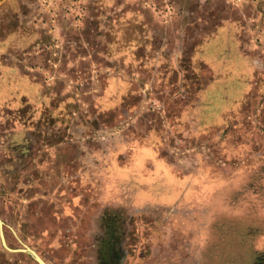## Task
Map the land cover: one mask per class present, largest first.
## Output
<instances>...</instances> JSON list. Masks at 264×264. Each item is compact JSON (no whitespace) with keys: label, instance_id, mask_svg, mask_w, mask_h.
<instances>
[{"label":"rangeland","instance_id":"obj_1","mask_svg":"<svg viewBox=\"0 0 264 264\" xmlns=\"http://www.w3.org/2000/svg\"><path fill=\"white\" fill-rule=\"evenodd\" d=\"M0 219V264H264V0H0Z\"/></svg>","mask_w":264,"mask_h":264},{"label":"water","instance_id":"obj_2","mask_svg":"<svg viewBox=\"0 0 264 264\" xmlns=\"http://www.w3.org/2000/svg\"><path fill=\"white\" fill-rule=\"evenodd\" d=\"M0 226L2 227V220L0 219ZM2 239L4 244L6 245L5 238L3 235V232L1 231ZM27 250L35 257V259L40 263V264H48L46 263L34 250L27 248Z\"/></svg>","mask_w":264,"mask_h":264},{"label":"flooded vegetation","instance_id":"obj_3","mask_svg":"<svg viewBox=\"0 0 264 264\" xmlns=\"http://www.w3.org/2000/svg\"><path fill=\"white\" fill-rule=\"evenodd\" d=\"M171 259H172V258H171ZM171 259H170V260H171Z\"/></svg>","mask_w":264,"mask_h":264}]
</instances>
